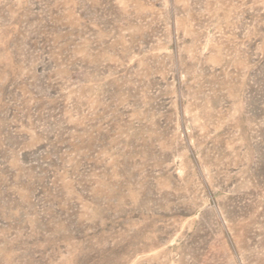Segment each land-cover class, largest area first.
<instances>
[{
  "label": "rangeland",
  "instance_id": "rangeland-1",
  "mask_svg": "<svg viewBox=\"0 0 264 264\" xmlns=\"http://www.w3.org/2000/svg\"><path fill=\"white\" fill-rule=\"evenodd\" d=\"M0 264H264V0H0Z\"/></svg>",
  "mask_w": 264,
  "mask_h": 264
}]
</instances>
